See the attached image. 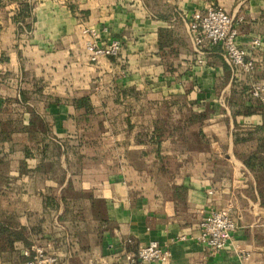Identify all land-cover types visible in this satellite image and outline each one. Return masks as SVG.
Listing matches in <instances>:
<instances>
[{
    "label": "crops",
    "instance_id": "crops-1",
    "mask_svg": "<svg viewBox=\"0 0 264 264\" xmlns=\"http://www.w3.org/2000/svg\"><path fill=\"white\" fill-rule=\"evenodd\" d=\"M209 6L238 18L241 45L260 41L246 77L220 46L194 50L185 18ZM11 8L0 264L37 245L62 264H264V104L250 93L264 84V0H37L19 21ZM113 39L117 56L90 60L89 41ZM221 208L236 229L212 255L195 236ZM150 241L168 261L126 258Z\"/></svg>",
    "mask_w": 264,
    "mask_h": 264
},
{
    "label": "built area",
    "instance_id": "built-area-1",
    "mask_svg": "<svg viewBox=\"0 0 264 264\" xmlns=\"http://www.w3.org/2000/svg\"><path fill=\"white\" fill-rule=\"evenodd\" d=\"M236 20H238L236 16L221 7L209 6L204 11H194L186 16L185 26L188 38L196 53H203L204 48L208 46L218 45L223 58L231 67L232 73L246 77L256 67L251 52L260 46V41L254 38L249 46L241 45L237 40ZM120 48L121 45L117 39H113L103 46L98 45L95 41H89L86 46L90 60H96L101 56H117ZM250 93L264 104L263 83H251ZM235 229L236 223L229 208L212 210L200 220L195 240L203 244L212 255H215L226 247ZM183 238L184 236H181V239ZM32 250L33 254L20 264H62L57 253L47 251L41 245L34 246ZM25 254L29 253L25 252ZM125 255L130 261L138 258L146 262H166L171 256L169 250L160 246L156 241L139 246L136 256ZM243 258L246 259L247 254H244Z\"/></svg>",
    "mask_w": 264,
    "mask_h": 264
},
{
    "label": "rangeland",
    "instance_id": "rangeland-1",
    "mask_svg": "<svg viewBox=\"0 0 264 264\" xmlns=\"http://www.w3.org/2000/svg\"><path fill=\"white\" fill-rule=\"evenodd\" d=\"M37 2V0H0V24L2 22H7L8 16L10 11L12 10L11 7L16 8L18 6L20 8V5L27 4L28 8H32L34 4ZM14 20L19 21L18 15H13ZM25 18V17H24Z\"/></svg>",
    "mask_w": 264,
    "mask_h": 264
},
{
    "label": "trees",
    "instance_id": "trees-1",
    "mask_svg": "<svg viewBox=\"0 0 264 264\" xmlns=\"http://www.w3.org/2000/svg\"><path fill=\"white\" fill-rule=\"evenodd\" d=\"M28 12H29V8H28V5L27 4H22L20 5V12L18 14V17L23 20L24 17L28 16ZM6 229V226L3 225V224H0V237H1V232L5 231ZM17 237V236H15Z\"/></svg>",
    "mask_w": 264,
    "mask_h": 264
}]
</instances>
